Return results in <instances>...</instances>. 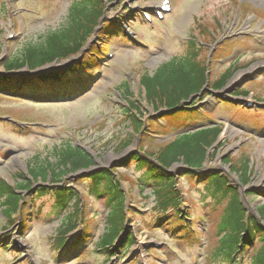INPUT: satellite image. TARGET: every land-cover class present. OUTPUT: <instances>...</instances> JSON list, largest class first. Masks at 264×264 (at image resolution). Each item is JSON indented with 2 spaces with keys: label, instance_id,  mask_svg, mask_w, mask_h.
I'll return each instance as SVG.
<instances>
[{
  "label": "rangeland",
  "instance_id": "rangeland-1",
  "mask_svg": "<svg viewBox=\"0 0 264 264\" xmlns=\"http://www.w3.org/2000/svg\"><path fill=\"white\" fill-rule=\"evenodd\" d=\"M161 1L114 0L106 6L101 29L90 37L79 57L93 58L90 52L98 50L100 59L80 63L83 68L77 59L74 64L58 63L62 69L74 66L80 68L79 74L88 72L85 76H90L73 81L66 88L52 81L55 87L48 90L56 91L54 94L59 96L21 99L17 91H13V96L4 94L13 89L9 82L0 84V179L6 184L13 186L22 182L16 174L28 178L29 170L40 163H55L56 148L80 145L94 159L92 167L66 173L60 182H52L48 172L46 181L50 180L45 184L38 178L39 182L30 181L29 190L21 189L22 227L13 223L16 217L19 220L16 213L8 217L0 207V264H236L237 260L229 263L223 258L218 262L212 259L220 238L218 226L226 201L217 202L198 189L211 174H221L227 179L229 186L240 195L245 211L264 229V217L259 214L264 207V0H168L172 11L156 20L153 15L159 11ZM72 2L0 0V72L21 45L60 26ZM143 13L152 17V21L144 20ZM122 33L126 41L119 39L118 34ZM189 38L206 43L202 49L194 47L193 56L200 62L204 57L208 59L211 78L220 67L237 60V72L228 87L234 88L233 91L243 88L249 94L243 99L233 97L228 106H220L216 94L208 90L210 95L197 105L196 109L201 108L210 119L229 121L196 175L185 177L187 171L180 164L169 170L176 188L187 201L182 206L183 216L199 218L194 224L184 225L193 226L195 235L176 237L156 222L151 189L137 191L141 173L130 167V161L137 154L142 156V151L155 154L163 143L174 137L173 133L187 131L188 124L191 130L199 128L195 119L180 121L172 115L162 119L163 115L155 113L145 102L139 84L140 76L151 75L161 63L187 53ZM233 91L226 92L224 97H230ZM254 99L259 103H254ZM131 102L142 116L143 129L138 135L131 134L127 121L128 115L133 114L127 113L128 108L135 109ZM236 108L263 112L246 113ZM6 115L13 122L5 121ZM127 139L131 143L124 148ZM245 158L250 160L251 174L242 186L240 177L225 160L238 166ZM99 172L112 173L118 183L124 199L122 225L125 234L133 237L127 250L125 241H116L109 255L94 246L110 210L109 195L103 193L91 199L86 195L91 188L90 177ZM38 189L44 194L36 195ZM60 191H64L63 196L70 191L69 195L74 192L81 198L80 222L78 212L75 218L72 213L74 199L67 202L58 216L56 209L61 201L56 202ZM67 214L76 221L73 223L76 229L64 237L57 230ZM82 223L87 227L84 231ZM183 228L179 232H186ZM84 233L85 241H82ZM59 237L66 239L61 247ZM262 244L253 243L245 251V264H249L251 253Z\"/></svg>",
  "mask_w": 264,
  "mask_h": 264
},
{
  "label": "trees",
  "instance_id": "trees-1",
  "mask_svg": "<svg viewBox=\"0 0 264 264\" xmlns=\"http://www.w3.org/2000/svg\"><path fill=\"white\" fill-rule=\"evenodd\" d=\"M104 9L100 0H73L63 23L55 30L44 33L39 39L21 45L16 54L4 63L2 71L11 74L21 72L24 68H28L30 71H42L52 63L67 61L76 56L99 26ZM187 47L189 51L185 55L173 57L161 63L152 75L145 74L142 77L141 85L145 89L147 104L155 112L177 109L181 103L194 96L197 97L204 90L207 70L203 62L194 59V43L188 42ZM235 70L234 63L223 67L212 82L211 88L215 91L221 90L233 76ZM53 76L55 75L42 73L29 80L23 72L17 75L12 74L7 79L0 74V84L9 80V85L15 87L40 90L46 87L44 81ZM124 87L126 88V86ZM126 94H129L127 88ZM235 95L247 96V92L240 90ZM221 105L225 106L228 103L222 102ZM131 106L133 107V105ZM175 117L180 121L193 118L201 119L204 125L199 130L175 137L162 145L155 154L147 156L144 152L145 156H135L132 163L137 169L143 170L140 182L145 187L152 189L156 198L155 211L161 215L158 218L159 221L166 223L167 231L174 227L171 221H168L169 218L163 216L162 213L169 209H175L178 206L179 198V194L174 189V178L169 174L170 168L175 164L182 165L187 172L202 168L207 160L208 150L216 143L222 126L226 122L221 118L217 120L218 122L212 121L207 117L200 116L198 112L190 110L177 111L174 119ZM131 122L134 125V133H138L142 128L139 119L133 116ZM130 143L129 139L124 141V148L128 147ZM55 153V163L47 162L45 165L40 163L36 168L29 170L28 178L16 174L22 179V182L12 187L0 179V207L4 210L5 215L11 217L17 212L22 199L20 190H29L33 180L38 181V178H41L46 181L48 172H50L53 177L52 181L57 183L66 173L85 171L94 165V159L77 147L60 148L55 150ZM148 157L153 160H149ZM225 162H229L230 169L240 177L241 185L245 186L250 176L248 161H243L238 166L229 159ZM203 188L205 193L215 201H226L218 226L220 238L213 257H218L219 254L229 257L235 254L237 249L243 252L253 243L260 242L263 244L251 253L249 264H264V229L244 210L236 189L231 188L225 178L216 174L208 177ZM91 191L95 195L101 196L103 193L109 195L107 204L110 206V210L107 213L104 234L97 244L100 249L106 251L122 231L120 220L117 219H121L123 215V195L119 186L113 182L110 172H99L93 175ZM67 201L68 199L58 206V216ZM69 214L71 215V213ZM259 214L264 217V207L260 208ZM73 223L75 220L67 214L57 231L65 235L74 228L75 224ZM244 234H247L248 237H242ZM62 241L59 240L58 244ZM238 243H241L240 247H238Z\"/></svg>",
  "mask_w": 264,
  "mask_h": 264
}]
</instances>
